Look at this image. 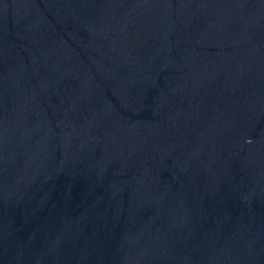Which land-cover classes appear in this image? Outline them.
<instances>
[{"label": "water", "instance_id": "obj_1", "mask_svg": "<svg viewBox=\"0 0 264 264\" xmlns=\"http://www.w3.org/2000/svg\"><path fill=\"white\" fill-rule=\"evenodd\" d=\"M0 264H264V0H0Z\"/></svg>", "mask_w": 264, "mask_h": 264}]
</instances>
